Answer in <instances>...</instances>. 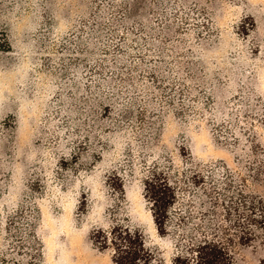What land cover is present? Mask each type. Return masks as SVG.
<instances>
[{
    "label": "rangeland",
    "instance_id": "rangeland-1",
    "mask_svg": "<svg viewBox=\"0 0 264 264\" xmlns=\"http://www.w3.org/2000/svg\"><path fill=\"white\" fill-rule=\"evenodd\" d=\"M260 99L264 0H0V264H113L90 234L117 224L172 264L180 239L156 231L147 171L211 221V180L264 151V125L231 137ZM231 250L264 264V241Z\"/></svg>",
    "mask_w": 264,
    "mask_h": 264
},
{
    "label": "trees",
    "instance_id": "trees-1",
    "mask_svg": "<svg viewBox=\"0 0 264 264\" xmlns=\"http://www.w3.org/2000/svg\"><path fill=\"white\" fill-rule=\"evenodd\" d=\"M177 85L181 86V83ZM257 102L258 105L251 107L252 114L244 117L252 121L247 129L241 127L240 121L232 124L234 132H241L231 136L237 146L240 138H256L254 122L258 126L264 125V100ZM238 163L245 174L241 170L225 169L219 181L211 180L209 184V193L205 195L209 199V209H205L204 202L202 204L211 221H205L202 213L201 217H194L193 209L197 203L193 200L186 202L185 209L176 210L181 181H172L169 173L158 166L147 171L143 181L144 197L156 231L160 236L172 231L180 239L172 264H237L232 255L233 247L247 246L257 239L264 241V151L251 148ZM235 178L240 183L237 187ZM191 183L206 184L200 173L192 175ZM182 185L186 186L185 183ZM249 188L254 191H247ZM90 240L98 250L111 252L113 264H153L155 261L141 232L127 225L95 229Z\"/></svg>",
    "mask_w": 264,
    "mask_h": 264
}]
</instances>
